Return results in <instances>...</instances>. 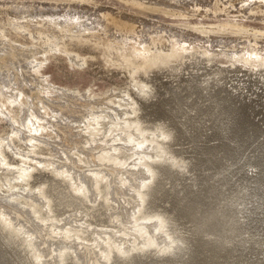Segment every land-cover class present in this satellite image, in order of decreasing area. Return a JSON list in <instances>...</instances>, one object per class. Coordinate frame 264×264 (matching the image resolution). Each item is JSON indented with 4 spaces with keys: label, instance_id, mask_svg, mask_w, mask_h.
<instances>
[{
    "label": "rangeland",
    "instance_id": "obj_1",
    "mask_svg": "<svg viewBox=\"0 0 264 264\" xmlns=\"http://www.w3.org/2000/svg\"><path fill=\"white\" fill-rule=\"evenodd\" d=\"M186 47L195 53L185 55ZM221 124L229 128L221 130ZM183 127L187 132H178ZM240 130L248 132L245 138ZM233 153L239 154L237 159ZM263 153L264 0H0V264H109L111 258H116L111 264H181L184 257L186 264H206L205 247L217 234H200L194 219L188 222L179 207L201 196L204 178L216 175L212 183L225 172V180L239 186H259L264 200ZM199 159L204 169L208 165L207 171ZM231 160L243 167L236 168ZM163 169L172 172L158 186L165 200L155 193L159 200L148 202L149 183L158 180ZM188 183L196 184L190 185L191 191ZM177 192L181 193L176 196ZM65 195L83 202L66 207L61 198ZM216 201L219 207L225 204ZM147 202L153 206L147 208ZM237 204L231 216L216 204L207 206L227 229L226 223L238 217ZM206 210L204 206L201 214L207 218ZM242 214L249 217L251 209ZM255 215L250 220H256L259 214ZM165 218L177 229L169 231ZM263 227L260 238L232 245V252L264 256ZM175 236H183L185 247ZM132 249L135 254H128Z\"/></svg>",
    "mask_w": 264,
    "mask_h": 264
},
{
    "label": "bare ground",
    "instance_id": "obj_2",
    "mask_svg": "<svg viewBox=\"0 0 264 264\" xmlns=\"http://www.w3.org/2000/svg\"><path fill=\"white\" fill-rule=\"evenodd\" d=\"M185 52H186V54L185 55H192V53H193V49H191L190 47H186L185 49ZM195 53V52H194ZM193 53V54H194ZM261 68V67H260ZM219 90H221V89H219ZM222 91V90H221ZM195 97V96H194ZM194 97H193V99H194ZM197 97V96H196ZM196 99V98H195ZM203 102V101H202ZM199 103H201V102H199ZM175 104H177L176 102H175ZM174 104V105H175ZM207 104V103H206ZM212 104V103H211ZM231 104V103H230ZM238 104V103H237ZM166 105H169V104H166ZM232 105H235V104H232ZM231 105V106H232ZM205 106H207V105H205ZM211 106V105H210ZM228 106V105H227ZM163 107V106H162ZM166 107V106H165ZM234 107V106H233ZM173 108V107H172ZM248 108V107H247ZM196 109V108H195ZM201 109V108H200ZM207 109V108H206ZM228 109V108H227ZM237 109V108H236ZM209 110H210V108H209ZM238 110V109H237ZM200 111V110H199ZM198 111V112H199ZM212 111V110H211ZM240 111V110H239ZM157 112V111H156ZM242 113V112H241ZM246 113V112H245ZM156 114V113H155ZM158 114H159V112H158ZM161 115H162V112L160 113ZM220 114V113H219ZM232 114V113H231ZM248 114V113H247ZM242 115H243V113H242ZM159 115H157V117H158ZM206 116V115H205ZM227 116V115H226ZM245 116V115H244ZM146 117V116H145ZM161 117V116H160ZM159 117V118H160ZM196 117V116H195ZM220 117V116H219ZM250 117V116H249ZM162 118V117H161ZM163 118H165V116L163 117ZM162 118V119H163ZM200 118V117H199ZM247 118V117H246ZM148 119V118H147ZM157 119V118H156ZM155 119V120H156ZM168 119V118H167ZM189 119V118H188ZM144 120V119H143ZM160 120V119H159ZM194 120V119H193ZM202 120V119H201ZM237 120V119H236ZM153 121V120H152ZM161 121V120H160ZM165 121V120H164ZM164 121H162V122H164ZM171 121V120H170ZM243 122H245L244 120H242ZM248 121V120H247ZM143 122V121H142ZM142 122L139 120V124L140 125H142ZM145 122V121H144ZM157 122H159V121H157ZM156 122V123H157ZM168 121L166 120V123H167ZM176 122H179V121H176ZM191 122H193V121H191ZM240 122V121H239ZM238 122V123H239ZM148 124V122L146 121L145 122V124ZM151 123V122H150ZM170 123L171 122H169V125H170ZM185 123V122H184ZM194 123V122H193ZM204 123V122H203ZM210 123V122H209ZM232 123V122H231ZM241 123V122H240ZM240 123H239V125H240ZM153 124V123H152ZM151 124V125H152ZM155 124V123H154ZM163 124H165V123H163ZM174 125H176L175 123H173ZM172 124V125H173ZM179 124V123H178ZM185 124H187V128L189 127L191 130H192V127H190L189 126V124L188 123H185ZM184 124V126H186ZM245 124V123H244ZM144 125V124H143ZM149 125V124H148ZM172 125H171V127H172ZM181 125H182V122H181ZM180 125V127H182ZM191 125V124H190ZM196 125V124H195ZM194 125V126H195ZM213 125V124H212ZM222 125V124H221ZM229 125V124H228ZM233 125V124H232ZM231 125V126H232ZM159 126H160V124H159ZM162 126V125H161ZM164 126V125H163ZM162 126V127H163ZM193 126V127H194ZM224 125H222V128H221V130L226 126V127H228L227 126V124L223 127ZM235 126V125H234ZM234 126H233V129H236V128H234ZM237 126V125H236ZM168 127V126H167ZM170 127V128H171ZM178 127H179V125H178ZM196 127V126H195ZM219 127V126H218ZM239 128H241V129H243L242 127H240V126H238ZM246 127V126H245ZM172 128H174V126L172 127ZM177 128V127H176ZM201 128V127H200ZM199 128V129H200ZM229 128V127H228ZM248 128V127H247ZM164 129H166L165 127H164ZM168 130H171V129H169V128H167ZM180 129H182V131H186L187 132V130H183V129H186V127H183V128H179V131L178 132H181V130ZM197 129V128H196ZM205 129L206 128H204V131H205ZM233 129H231V131L233 130ZM167 130V131H168ZM175 130V129H174ZM190 130V131H191ZM212 130V129H211ZM224 130V129H223ZM229 130V129H228ZM239 130V129H238ZM243 130H246V129H243ZM172 131V130H171ZM171 131H168L169 133H171ZM175 131H177V130H175ZM193 131L195 132V133H199V132H196L195 131V129H193ZM197 131H198V129H197ZM219 131V130H218ZM225 131V130H224ZM224 131H221V132H224ZM241 131V130H240ZM247 131V130H246ZM245 131V132H246ZM167 132V133H168ZM201 132V131H200ZM207 132V131H206ZM234 133H237V132H235V131H233ZM233 132H229V133H233ZM241 132H243V137L245 138V132L244 131H241ZM168 133V134H169ZM203 132H201V134H202ZM210 134V132H207V134ZM212 133V132H211ZM216 133V132H215ZM226 133V132H225ZM246 133H248V132H246ZM167 134V136H169ZM177 133L175 132V135H176ZM184 134H186V133H184ZM188 134H189V131H188ZM200 134V135H201ZM203 134H205V133H203ZM206 134V135H207ZM221 134V133H220ZM227 134H228V132H227ZM240 134V132L237 134V135H239ZM179 135H180V133H179ZM199 135V136H200ZM212 134H210V136H211ZM214 135V134H213ZM212 135V136H213ZM221 135H224L223 133L221 134ZM230 135V134H229ZM233 135V134H232ZM232 135H231V137H232ZM171 136V135H170ZM182 136V135H181ZM184 136V135H183ZM182 136V137H183ZM190 136H192V135H190ZM210 136L208 135V140H209V138H210ZM217 136H218V134H217ZM220 136V135H219ZM225 136V135H224ZM224 136H222V137H224ZM235 136V135H234ZM242 136V135H241ZM248 136H249V134H248ZM177 138H178V136H176ZM182 137L180 138V140L182 139ZM197 137H198V134L196 135V139H197ZM216 137V136H215ZM221 137V136H220ZM226 137H227V135H226ZM236 137V136H235ZM255 137V136H254ZM253 137V138H254ZM175 138V137H174ZM190 138V137H189ZM193 138H195V135H194V137ZM203 138V137H202ZM205 138V137H204ZM203 138V139H204ZM214 138V137H213ZM217 138V137H216ZM227 138H229V137H227ZM234 138V137H233ZM241 138V137H240ZM240 138H238V140L240 139ZM243 138V139H244ZM168 139V138H167ZM169 139H171V137L169 138ZM168 139V140H169ZM184 139H187L186 137L184 138ZM192 139V138H191ZM195 139V140H196ZM199 139H200V137H199ZM198 139V140H199ZM201 140V142L202 141H204V140ZM218 139V138H217ZM221 139V138H220ZM232 139V138H231ZM234 139H236V138H234ZM234 139H233V143H234ZM242 139V138H241ZM242 139V140H243ZM248 139V138H247ZM249 139H251V138H249ZM167 140V141H168ZM171 140H173V139H171ZM178 140V139H177ZM194 140V141H195ZM219 140V139H218ZM221 140H223L224 142L223 143H225L226 141L224 140V139H221ZM227 140V139H226ZM229 140V139H228ZM237 140V139H236ZM236 140H235V142H236ZM237 140V141H238ZM255 140V139H254ZM254 140H253V145H254ZM166 141V142H167ZM170 141V140H169ZM184 141V140H183ZM187 141V140H186ZM197 141V140H196ZM195 141V142H196ZM217 141V140H216ZM231 142H232V140H230ZM240 141V140H239ZM246 141H248V140H246ZM245 141V142H246ZM171 142V141H170ZM173 142H175V141H172L171 143H169L170 145H172V143ZM182 142V141H181ZM181 142H179V140H178V144L179 143H181ZM192 142H193V140H192ZM199 142V141H198ZM212 142H214V140L212 141ZM220 142V141H219ZM229 142V141H228ZM244 142V143H245ZM252 142V141H251ZM183 143V142H182ZM181 143V144H182ZM188 142H186V145H189V144H187ZM197 143V142H196ZM206 143V142H205ZM205 143L203 144V145H205ZM233 143H230L231 145L233 144ZM238 143V142H237ZM236 143V144H237ZM167 144V143H166ZM169 144H168V146H169ZM174 144V143H173ZM184 144V143H183ZM182 144V146H184ZM193 144V143H192ZM198 144V143H197ZM226 144V143H225ZM224 144V145H225ZM243 143H241V145H242ZM248 144V143H247ZM251 145H252V143H250ZM248 145V147L250 146V148L249 149H251L252 147H251V145ZM180 145V144H179ZM194 145H196L195 143H194ZM223 145V144H222ZM221 145V146H222ZM227 146H228V144H226ZM234 146H235V144H233ZM232 145V146H233ZM174 146H176V145H174ZM174 146H170V147H174ZM190 146V145H189ZM188 146V147H189ZM237 146V145H236ZM236 146L234 147L235 149H237L236 148ZM239 146V145H238ZM237 146V147H238ZM245 146V145H244ZM199 147V146H198ZM204 147V146H203ZM224 147V146H223ZM226 147V146H225ZM231 147V146H230ZM241 147V146H240ZM239 147V148H240ZM166 148H168L169 150H167V151H169V152H171L170 151V149H172V148H169V147H166ZM175 148H177V147H175ZM178 148H179V146H178ZM195 149L196 147H191L190 146V149ZM200 148H202V146L200 145V147H199V151H200ZM205 148V147H204ZM204 148H203V150H204ZM227 148V147H226ZM233 148V147H232ZM242 148V147H241ZM240 148V149H241ZM245 148V147H244ZM174 149V148H173ZM180 149H181V146H180ZM180 149H178L179 151H177V152H180ZM185 149V148H184ZM186 149H187V146H186ZM185 149V150H186ZM193 149V150H194ZM223 150H224V148H222ZM228 149V148H227ZM226 149V150H227ZM231 149V148H230ZM240 149H237V150H240ZM248 149V150H249ZM177 150V149H176ZM175 150V151H176ZM189 150V149H188ZM188 150H186L187 152H189ZM198 150V149H197ZM202 150V149H201ZM202 150V151H203ZM222 150V152L224 153V151L226 152V153H228L226 150H224L223 151ZM232 150V149H231ZM230 150V151H231ZM236 150V151H237ZM242 150H244L243 148H242ZM246 150V149H245ZM195 151V150H194ZM202 151H201V154H204V153H202ZM235 151V150H234ZM250 151V150H249ZM173 152V151H172ZM191 152V151H190ZM203 152H205V151H203ZM207 152V151H206ZM210 152V151H209ZM238 152V151H237ZM240 153H241V151H239ZM245 152H248V151H245ZM183 153H185V151L183 152ZM192 153H194V152H192ZM191 153V154H192ZM230 153V152H229ZM236 153V152H235ZM235 153H233V155L235 154ZM169 153L167 152V155H168ZM175 154V153H174ZM178 153H176V155H177ZM180 154V153H179ZM178 154V155H179ZM185 154H188V153H185ZM199 154H200V152H199ZM242 154H244V153H242ZM241 154V155H242ZM264 154V153H263ZM173 155V154H172ZM175 155V156H176ZM190 155V154H189ZM193 155V154H192ZM197 155H198V153H197ZM205 155V154H204ZM204 155L202 156V157H204ZM222 155V154H221ZM231 156H232V152H231V154H230ZM235 155H237V154H235ZM240 155V156H241ZM246 155V154H245ZM249 155V152H248V154L246 155V156H248ZM181 156H184V155H181ZM181 156H179V158L181 157ZM224 156V155H223ZM227 156V155H226ZM225 156V157H226ZM239 156V154L237 155V156H234L233 158H236V157H238ZM264 156V155H263ZM109 157H113L112 155L111 156H109ZM169 157H171V156H169ZM185 157V156H184ZM186 157L188 158V159H186L187 161H189V157H188V155H186ZM194 156H192L191 158H193ZM196 157V156H195ZM200 157H201V155H200ZM201 157V158H202ZM214 157H217V156H214ZM225 157H223V159H225ZM228 157H230V156H228ZM227 157V158H228ZM244 157V156H243ZM249 157V156H248ZM262 157V156H261ZM124 158V157H123ZM123 158H120L119 157V159H123ZM183 158V157H182ZM200 158V159H201ZM205 158H207V154H206V156H205ZM212 158H213V156H212ZM232 158V157H231ZM230 158V159H231ZM240 158L241 157H239V160H240ZM264 158V157H263ZM168 159V158H167ZM185 159H182V160H185ZM194 159V158H193ZM195 159H197V158H195ZM199 159V162L201 163L200 165H202V168H203V162H201V160ZM215 159V158H214ZM237 159V158H236ZM247 159V158H246ZM249 159V158H248ZM176 160V159H175ZM204 160V159H203ZM205 160H207V159H205ZM212 160V159H211ZM215 160H217V159H215ZM214 160V165H217V164H215V161ZM218 160H220V159H218ZM217 160V162H219ZM228 160V159H227ZM226 159H225V161H227ZM233 160V159H232ZM231 160V161H232ZM239 160H238V162H239ZM242 160H245V159H242ZM162 161H164V160H162ZM169 161V160H168ZM168 161H166L165 160V162L167 163ZM173 161H174V159H173ZM173 161L171 162V163H173ZM193 161H195V160H193ZM208 161V160H207ZM221 161V160H220ZM233 161H235V159L233 160ZM232 161V162H233ZM252 161V160H251ZM169 162V163H170ZM190 162V161H189ZM222 163H224L223 161H221ZM236 162V161H235ZM248 162V161H247ZM261 162H264V161H261ZM260 162V163H261ZM159 163V162H158ZM169 163H168V166H169ZM179 163H181V162H179ZM178 163V164H179ZM191 163H193V162H191ZM190 163V164H191ZM198 163V162H197ZM207 163V162H206ZM209 163V162H208ZM230 163V162H229ZM162 164H163V162H162ZM165 164V163H164ZM174 164H176V163H174ZM204 164H205V162H204ZM219 164V163H218ZM233 164H234V166L236 165L234 162H233ZM249 164H251V162H249ZM252 164H253V162H252ZM251 164V165H252ZM156 165H157V163H156ZM155 165V166H156ZM172 165V164H171ZM181 165V164H180ZM183 165V164H182ZM189 165V164H188ZM188 165H187V167H188ZM194 165H196L195 163H194ZM198 165H199V163H198ZM199 165V166H200ZM226 165H228V164H226ZM231 165H232V163H231ZM240 164L238 163V166H239ZM243 165H245V163L243 164ZM246 165H247V163H246ZM245 165V166H246ZM262 165H263V163H262ZM154 166V165H153ZM158 166V165H157ZM159 166H161V164L159 165ZM164 166V165H163ZM163 166H161V168H163ZM179 166V165H178ZM184 166V165H183ZM191 166V165H190ZM207 164H206V171H207ZM218 166H220V165H218ZM229 166V165H228ZM233 166V168H235ZM237 166V167H238ZM248 166V165H247ZM257 166H259V164L257 165ZM261 166V165H260ZM166 167H167V165H166ZM171 167V166H170ZM222 167V166H221ZM219 168V169H222V168ZM231 167V166H230ZM236 167V168H237ZM240 168L241 167H243L242 165L241 166H239ZM254 167H255V165H254ZM262 167H264V166H262ZM154 168V167H153ZM157 168V167H156ZM159 168V167H158ZM168 168V167H167ZM175 168V167H174ZM178 168V167H177ZM186 168V167H185ZM184 168V169H185ZM193 168V167H192ZM195 168H197V166L195 167ZM198 168H201V167H198ZM197 168V169H198ZM210 168H212V167H210ZM215 168V167H214ZM236 168H235V171H236ZM245 168V167H244ZM259 168V167H258ZM170 169H172V171H173V168H170ZM204 168H203V170H205ZM218 169V168H217ZM230 169H232V168H230ZM243 169V168H242ZM247 170H248V168H246ZM263 168H261V170H262ZM179 170V169H178ZM186 170V169H185ZM188 170L190 171L191 169H189L188 168ZM196 169H192V171H195ZM201 170V169H200ZM228 170V169H227ZM226 170V171H227ZM250 170H252V169H250ZM264 170V169H263ZM214 170H212V172H213ZM217 171V173H218V170H216ZM222 171H224V169L222 170ZM232 171H234V170H231V173H232ZM238 171H239V169H238ZM242 171V170H241ZM245 172H246V174H247V171L246 170H244ZM158 172H159V170H158ZM181 172V171H180ZM205 172V171H204ZM204 172H201V174H203ZM229 172V171H228ZM237 172V171H236ZM240 172V171H239ZM243 172V171H242ZM254 172V171H253ZM188 173H192V172H188ZM195 173V172H194ZM216 173V174H217ZM157 174V173H156ZM159 174V173H158ZM183 174V173H182ZM193 174V173H192ZM207 174H208V172H207ZM225 174H226V172H225ZM225 174H223L224 175V178H217L218 180H216V181H211L212 183H210V180L211 179H215L214 178V176L215 177H217L216 175H211V174H208V175H211V176H208L207 178H202L203 180H202V184L201 185H203V186H205L204 188H202V190L204 189L205 191H203V192H200V195L201 196H199L198 195V193L199 192H195V194L197 193V195L199 196L198 197V199L196 200V198L194 199V201L191 203L190 202V200L187 202V203H185V204H183V207H179L178 205H180V204H176V206H178L179 208H181V209H179V211L181 212V210L183 211L182 212V214L184 213L185 214V216L187 217V219H188V222H190V220H193L194 219V222L193 221H191V222H193L194 223V225H196L197 227H199L198 229V232L200 233V234H203V235H205V234H207V232L208 231H210V230H213V231H215V233L217 234L216 235V237H217V239H215L213 242H210L209 244H207L206 245V247L205 248H208L206 251H207V253H205L204 254V256H203V254H202V256L203 257H205V255H206V258H205V261H206V264H250V262H253V261H255L254 263H252V264H264V256H241L240 254H238V253H236V252H232V251H234V248L232 247V245H236V244H238V243H240V242H242V241H252V240H254V239H257V238H260L262 235H263V233L260 231L261 229H262V226L264 225V200H263V198L261 199V197H260V195L262 194H259V192L261 191V190H259V189H261V188H259V186L257 187V189L259 190H257L255 187L257 186H254V188L253 187H250V185L248 186V185H246V183H245V185H242V186H239V184L236 182V181H232V180H225L226 178H225ZM229 174V173H228ZM227 174V175H228ZM233 174H237V173H233ZM239 174V173H238ZM240 174H241V172H240ZM245 174V173H244ZM244 174H242V175H244ZM260 174H262L261 172H260ZM264 174V173H263ZM262 174V175H263ZM179 175V174H178ZM199 175V174H198ZM204 175V174H203ZM202 175V176H203ZM218 175L220 176V173H218ZM248 175V174H247ZM253 175H255V174H253ZM262 175H260V176H262ZM172 176V172L170 173V171L168 170V169H163V171H162V173H160V175H159V178H158V180H152L150 183H149V187H148V196H147V199H148V202H150L151 200H156V201H158L159 199V197L157 198V199H155L154 198V195H157L160 191L158 190V186L160 185V183H161V181H160V179L161 180H166L167 178H169V177H171ZM187 176V175H186ZM191 176V175H190ZM195 176H196V174H195ZM201 176V177H202ZM229 176V175H228ZM227 176V178H229ZM234 176V175H233ZM236 176V175H235ZM251 176V175H250ZM257 176V175H256ZM259 176V175H258ZM259 176V177H260ZM264 176V175H263ZM153 177H155V176H153ZM176 177V176H175ZM192 177V176H191ZM199 177H200V175H199ZM198 177V178H199ZM223 177V176H222ZM241 177V176H240ZM246 177V175L245 176H243V178H245ZM253 177V176H252ZM178 178H181V177H178ZM234 179H235V177H233ZM256 178V177H255ZM155 179V178H154ZM173 179H174V176H173ZM193 179H194V177H193ZM197 178H195L194 179V181L196 180ZM238 178H236V180H237ZM240 179H242V178H240ZM251 179V178H250ZM254 179V178H253ZM258 179V178H257ZM243 181H246V180H244V179H242ZM256 182H257V180L256 179H254ZM261 180H264V178L263 179H261ZM176 181V180H175ZM184 181H186V180H184ZM187 181H189V180H187ZM191 181H193V180H191ZM259 181H260V179H259ZM259 181H258V183H259ZM177 182V181H176ZM196 182L198 183V181L196 180ZM195 182V183H196ZM209 182V183H208ZM240 182H242L241 180H240ZM254 182V181H253ZM252 182V183H253ZM262 183L264 182V181H261ZM259 183V184H262V183ZM165 183V182H164ZM169 183V182H168ZM170 183H174V182H170ZM189 183H190V181H189ZM189 183H188V185H189ZM194 183V184H195ZM201 183V182H200ZM199 183V184H200ZM247 183H248V180H247ZM251 183V182H250ZM180 184V183H179ZM178 184V185H179ZM187 184V183H186ZM185 184V185H186ZM192 184V183H191ZM190 184V185H191ZM194 184H192V186H194ZM207 184H210V185H207ZM249 184V183H248ZM256 184V183H255ZM264 184V183H263ZM181 185V184H180ZM184 185V184H183ZM190 185L188 186V190L189 191H191V189H190ZM196 185V184H195ZM207 185V186H206ZM198 186V185H197ZM203 186H200V187H203ZM263 185H261V187H262ZM53 187V189L55 190V189H58V187L57 188H54V187H56V186H52ZM178 187V186H177ZM177 187L175 188L174 187V189H177ZM184 187V186H183ZM187 187V186H186ZM186 187H184L183 189H182V191H187L186 190ZM196 187V186H195ZM61 188V187H60ZM59 188V189H60ZM170 188V187H169ZM169 188H167V189H169ZM51 189V188H50ZM161 189V188H160ZM166 189V190H167ZM197 189V188H196ZM196 189L194 190V191H196ZM200 189V188H199ZM199 189H197L198 191H199ZM263 189V188H262ZM53 190V191H54ZM157 190L159 191L158 193H157ZM161 190H164V187H163V189H161ZM178 190L179 191H181L180 190V187H178ZM59 191V190H58ZM58 191H55V192H58ZM64 191V190H63ZM172 191H174V190H171V197H172V194L174 193V192H172ZM193 191V192H194ZM200 191H201V189H200ZM49 192V191H48ZM54 192V193H55ZM60 192V191H59ZM61 192H62V190H61ZM163 192V191H162ZM164 192H165V190H164ZM167 193H168V191H166ZM262 192H264V191H262ZM54 196L56 195V194H54L53 192H51ZM155 193H157V194H155ZM167 193H165V194H167ZM176 193V192H175ZM181 193V192H180ZM179 192H177V194H176V196L177 195H179L180 194ZM184 192H182V194H183ZM192 193V192H191ZM190 193V194H191ZM48 195H50V193H47ZM58 194H61V193H58ZM64 194H66V193H64ZM161 194H163V193H161ZM186 194L188 195V192H186ZM63 195V194H62ZM61 195V196H62ZM160 197H161V195H160V193L158 194ZM164 195V194H163ZM162 195V196H163ZM183 195H185V193L183 194ZM192 195V194H191ZM54 196H53V198H54ZM60 196V197H61ZM165 196V195H164ZM164 196L163 197H161V198H164ZM181 196V195H180ZM186 196V195H185ZM188 196H190V195H188ZM193 196H195V195H192V197ZM168 198H170L169 196H167ZM167 197H166V199H167ZM52 198V199H53ZM58 197H56V200H58L57 199ZM61 198H63L64 200L63 201H65L64 203H65V206H66V204L67 205H70V204H80V202L82 203L83 202V199H80V198H78V197H68V195H65V197H61ZM174 198V197H173ZM175 198H178V197H175ZM184 198V197H183ZM188 199V198H187ZM190 199H191V197H190ZM217 199H220L222 202H225V204H223V205H221L220 207H219V205H218V203H217ZM59 200H60V198H59ZM163 200V199H162ZM161 199H160V201H162ZM164 200H165V198H164ZM169 200H171V199H169ZM175 200V199H174ZM177 200V199H176ZM175 200V202H177ZM181 200V199H180ZM184 200L185 199H182L181 201H183L184 202ZM61 201V200H60ZM155 201V202H156ZM172 201V200H171ZM179 201V200H178ZM192 201V200H191ZM221 201H220V203H221ZM147 202V208H148V206L151 208L154 204H153V202L154 201H152V204L151 205H149V203ZM154 202V203H155ZM164 202V201H163ZM168 202V201H167ZM174 202V201H173ZM235 202H237L238 204H237V209H238V217H237V219L235 220V222L234 223H231V222H229V223H226L225 222V220H224V222L227 224V226H228V228L227 229H222V227H221V225H220V220H219V216L218 215H211V210H208L209 208H208V204H210V205H214V204H216V205H218V207L220 208V209H222V211H223V214H228L229 216H231V215H233V213L232 212H235V207L233 206L234 205V203ZM57 203H58V201L56 202V205H57ZM63 203V202H62ZM62 203H60V204H62ZM158 203V202H157ZM169 203V202H168ZM182 203V202H181ZM55 204V203H54ZM156 204V203H155ZM160 204V203H159ZM169 204H173L172 202L171 203H169ZM161 205H163V204H161ZM175 205V204H174ZM173 205V206H174ZM58 206H60V205H58ZM62 206H64L63 204H62ZM180 206H182V204L180 205ZM206 207L207 208V210H206V216H207V218L205 217V216H203L202 214H201V210H202V208L203 207ZM56 207V206H55ZM67 207V206H66ZM68 207H71V205L70 206H68ZM158 207V206H157ZM157 207H155V210L157 209ZM160 207H163V206H160ZM170 207V206H169ZM175 207V206H174ZM223 207H225V208H223ZM60 208H62V207H60ZM154 208V207H153ZM171 208V207H170ZM170 208H169V211H170ZM246 208H249V209H251V215L249 216V217H247L246 218V216L245 215H243L242 214V212H243V210L244 209H246ZM163 209V208H162ZM166 209H168V208H166ZM173 210V209H172ZM171 210V211H172ZM157 211H158V209H157ZM162 211V210H161ZM170 211V212H171ZM174 211H175V209H174ZM174 211H172V212H174ZM177 211V210H176ZM175 211V212H176ZM93 212V211H92ZM91 212V213H92ZM160 212V211H159ZM164 212H166L165 210H163V212L162 213H164ZM169 212V213H170ZM95 213L97 214V212H96V210H95ZM167 213H168V211H167ZM172 214H177V213H172ZM179 214H181V213H179ZM178 214V215H179ZM181 214V215H182ZM255 214H259L258 215V218H256V220H250V218H251V216L252 215H255ZM165 215V214H164ZM169 215V214H168ZM171 215V214H170ZM257 215H255L256 217H257ZM93 216H95V214L93 215ZM93 216H92V219H93ZM170 217V216H169ZM176 217H178V216H176ZM180 217V216H179ZM178 217V218H179ZM182 217V216H181ZM253 217V216H252ZM183 218V217H182ZM243 219V221L242 220H239V219ZM259 218H261V219H259ZM169 219V218H168ZM166 219L165 218V222L167 223V225H168V229H169V231H170V229L171 230H174V229H172V228H175L176 226H174V225H176V224H172V222H171V219H172V217H171V219ZM185 219V218H184ZM94 220V219H93ZM175 220H176V218H175ZM250 220V221H249ZM173 221V220H172ZM181 221V220H180ZM249 221V222H248ZM174 222V221H173ZM182 223V221L180 222V224ZM186 223V222H185ZM178 225H179V221H178ZM182 225V224H181ZM187 225H188V223H187ZM190 225H191V223H190ZM183 226V225H182ZM6 227V226H5ZM4 227V228H5ZM181 227V226H180ZM185 227H186V225H185ZM189 227V226H188ZM192 227V226H191ZM196 228V227H195ZM209 228V229H208ZM261 228V229H260ZM264 228V227H263ZM175 229H177V227L175 228ZM182 229H184V230H186L185 228H183L182 227ZM188 229V228H187ZM208 229V230H207ZM222 229V232H224V233H221V232H219V230H221ZM192 230V229H191ZM195 230V229H194ZM179 231H181V228H180V230ZM183 231V230H182ZM172 232V231H171ZM189 232V231H188ZM194 232V231H193ZM260 232L262 233L261 235H260ZM173 234L175 233V231H173L172 232ZM183 232H181V234H182ZM192 233V231L190 232V235L192 236L193 234H191ZM173 234H171L172 236H173ZM187 234H189V233H187ZM214 234V233H213ZM175 235H177V234H175ZM183 235H185V234H183ZM196 235H198L197 234V231H196ZM6 236V235H5ZM172 236H171V238H172ZM181 236V235H180ZM195 236V235H194ZM202 236V235H201ZM208 236V235H207ZM11 237V236H10ZM176 237V236H175ZM175 237H174V239H175ZM183 237V236H182ZM182 237H179V236H177L176 238H177V240L176 241H178L177 243L178 244H182V245H184V247H185V240H183L182 239ZM188 237V236H187ZM190 237V236H189ZM197 238H200L199 236H196ZM209 237V236H208ZM211 237H213V236H211ZM24 238V237H23ZM192 238V237H191ZM203 238V237H202ZM201 238V239H202ZM10 239V238H9ZM173 239V240H174ZM186 239V238H185ZM205 239V238H204ZM207 239V238H206ZM190 240V239H189ZM198 241H199V239H197ZM208 240V239H207ZM206 241V240H205ZM172 242H174V241H172ZM189 242H192V241H189ZM195 242L196 241H194V248H195ZM200 242V241H199ZM202 242V241H201ZM200 242V243H201ZM175 243V242H174ZM193 243V242H192ZM206 243V242H205ZM172 244V243H171ZM186 244H188L187 242H186ZM202 245H203V243H201ZM176 245V244H175ZM174 245V246H175ZM192 245L193 244H191V248H192ZM153 246H154V244H153ZM171 247H167V248H172V245H170ZM179 245H177L176 247H178ZM187 246V245H186ZM197 246H198V244H197ZM150 248H151V246H149ZM189 247V248H190ZM24 248V247H23ZM31 248V247H30ZM153 248V247H152ZM151 248V249H152ZM155 248V247H154ZM175 248V247H174ZM187 248V247H186ZM188 248V249H189ZM191 248H190V251H192L191 250ZM197 248V247H196ZM198 248H200L201 250H202V248L204 249V246H202V248H201V246L199 247L198 246ZM197 248V249H198ZM150 249V250H151ZM158 249V248H157ZM165 249V248H164ZM169 249V250H170ZM180 249V248H179ZM178 249V250H179ZM183 249V248H182ZM181 249V250H182ZM220 249V250H219ZM5 250V249H4ZM133 250V249H132ZM135 250V249H134ZM134 250L132 251V252H128V254H130V253H133L134 252ZM141 250V249H140ZM146 250H148V248L146 249ZM160 250V249H159ZM174 250V249H173ZM176 250V249H175ZM174 250V251H175ZM177 250V251H178ZM180 250V251H181ZM187 250V249H186ZM186 250L184 251H181V252H185L186 253ZM194 250H196V249H194ZM199 250V249H198ZM205 250V249H204ZM154 251L156 252L157 250H153V253H154ZM164 251V250H163ZM172 251V250H171ZM197 251V250H196ZM3 252V251H2ZM139 252V251H138ZM138 252H137V257H139L138 255ZM158 252V251H157ZM160 252H162V250L160 251ZM164 252H167V251H164ZM176 252V251H175ZM175 252H173V254L175 253ZM189 252V251H188ZM201 252V251H200ZM34 253V252H33ZM124 253H127V251L126 252H124ZM142 253V252H141ZM170 253H172V252H170ZM169 253V254H170ZM190 253V252H189ZM192 253V252H191ZM194 253V252H193ZM198 253V252H197ZM201 253H204V252H201ZM230 253H232L233 254V256L232 255H230ZM114 254V253H113ZM134 254H135V252H134ZM133 254V255H134ZM147 254V253H146ZM145 254V255H146ZM154 254H156V253H154ZM153 254V255H154ZM166 254V253H165ZM172 254V255H173ZM196 254V253H195ZM195 254H193V255H195ZM200 254V253H199ZM112 255V254H111ZM115 255V254H114ZM118 255H120V254H118ZM117 254L115 255V256H118ZM122 255V254H121ZM126 255V254H125ZM125 255H123V256H125ZM147 255H150L149 253L147 254ZM158 255V254H157ZM156 255V256H157ZM159 255H161L160 253H159ZM171 255V254H170ZM176 255V254H175ZM182 255H184V254H182ZM189 254H187V256H188ZM193 255H191V256H193ZM198 255V254H197ZM131 256H132V254H131ZM152 256V255H151ZM151 256H149L148 258H152ZM155 256V255H154ZM153 256V258H155ZM179 256V255H178ZM190 256V257H191ZM201 256V255H200ZM199 256V257H200ZM111 257H114L113 255L111 256ZM135 257V256H134ZM140 257H142L141 255H140ZM143 257H144V254H143ZM164 257V256H163ZM166 257V256H165ZM167 257H169V256H167ZM177 257V256H176ZM184 257V256H183ZM190 257H188V258H190ZM126 258H128V257H126ZM145 258H147V256L145 257ZM145 258H140V259H144V260H146ZM147 258V259H148ZM160 258H162V257H160ZM180 258L181 257H179V262H181L182 261V263L184 262L185 264H186V259H185V257H184V259H185V261H183V260H181L180 261ZM187 258V257H186ZM112 259V261H111V263H113V261L114 260H116V258L114 259V258H111ZM114 259V260H113ZM118 259H119V257H118ZM123 259H125V257L123 258L122 257V263H123ZM132 259V258H131ZM135 259V258H134ZM133 259V260H134ZM156 259V258H155ZM158 259H159V256H158ZM163 259V258H162ZM193 259H197V258H194V256H193ZM200 259H202V258H200ZM204 259V258H203ZM203 259H202V261H203ZM15 260V259H14ZM120 260H121V257H120ZM138 260H139V258H138ZM157 260V259H156ZM168 260H169V258H168ZM167 260V262L168 263H170V261H168ZM170 260H171V257H170ZM190 260H192V259H190ZM198 260V259H197ZM119 261V260H118ZM118 261H115V263L116 262H118ZM132 261V260H131ZM136 261V260H135ZM148 261V260H147ZM147 261H145V262H147ZM166 261V260H165ZM173 261H176V260H173ZM177 261V262H178ZM187 261H189V260H187ZM138 262V261H137ZM139 262H140V264H143L142 262V260H139ZM153 262V261H152ZM157 262H158V260H157ZM160 262H162V264H163V262L164 261H160ZM159 262V264H161ZM192 262V261H191ZM194 263L196 262V261H193ZM193 262H192V264H193ZM111 263H109V264H111ZM135 263V262H134ZM150 263V262H149ZM174 263V262H173ZM181 263V264H182ZM197 263H198V261H197ZM4 264V263H3ZM117 264V263H116ZM124 264V263H123ZM129 264V263H128ZM138 264V263H137ZM153 264H155V263H153ZM156 264H158V263H156ZM166 264V263H165ZM171 264H172V262H171ZM176 264V263H175ZM178 264V263H177ZM180 264V263H179ZM187 264H190V263H187Z\"/></svg>",
    "mask_w": 264,
    "mask_h": 264
}]
</instances>
